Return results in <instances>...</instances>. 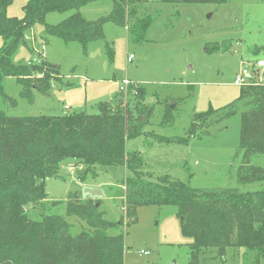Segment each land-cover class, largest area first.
Listing matches in <instances>:
<instances>
[{
	"label": "rangeland",
	"instance_id": "rangeland-1",
	"mask_svg": "<svg viewBox=\"0 0 264 264\" xmlns=\"http://www.w3.org/2000/svg\"><path fill=\"white\" fill-rule=\"evenodd\" d=\"M26 2L12 0L7 14L21 18ZM111 7V0H95L79 11L86 19L95 20L107 16ZM72 12H49L45 20L54 24ZM143 16L151 18L145 31L132 33V18L125 26L106 21L104 37L85 47L46 33L44 25L35 23L26 33L25 42L16 45L12 62L28 63L41 51L46 60L59 65L60 80L52 83L47 95L34 93L30 102L20 95L16 79L8 76L3 80L4 91L15 103L0 97V109L8 116L94 113L99 102L111 99L115 93L121 92L123 101L132 103L143 92V102L153 108V114L144 127L146 135L129 141L127 146L143 152L145 170L152 178L168 174L208 190L259 188V184L243 186L236 181L243 155L238 151L240 112L246 101L235 103V114L218 122L213 120L238 98L242 86L233 84V79L242 61L264 59V0H226L218 4L147 0L137 10L136 17ZM223 42L225 51L215 49ZM3 44L0 37V47ZM257 74L258 84H264V68ZM124 80L130 83L125 85ZM67 82L73 85H65ZM202 112L208 114L197 118L195 114ZM164 114H170L167 120ZM185 137L186 143L175 142ZM166 138L173 141L165 142ZM250 163L264 166V155H251ZM69 165L73 163H63L59 177L45 180L47 200L64 202L70 193L78 192L83 198L100 200L106 219L119 220L124 212L110 186L120 190L125 168L109 167L95 177L78 180L79 169L68 173ZM176 210L172 205L137 206L133 222L108 230L110 234L124 233V264L188 263L191 238L181 233ZM27 212L36 220L44 213L62 215L74 224V234L87 228L83 221L67 216L64 206H29ZM263 254L236 247L221 257L210 250L200 255L199 264H264Z\"/></svg>",
	"mask_w": 264,
	"mask_h": 264
},
{
	"label": "trees",
	"instance_id": "trees-1",
	"mask_svg": "<svg viewBox=\"0 0 264 264\" xmlns=\"http://www.w3.org/2000/svg\"><path fill=\"white\" fill-rule=\"evenodd\" d=\"M92 1L95 0H27L23 16L16 18L6 11L12 0H0L3 101L15 103L4 91L3 80L8 76L16 79L20 95L30 102L34 93L47 95L52 83L60 80L59 65L46 60L40 51L38 62H12L16 45L25 42L26 33L35 23L44 25L46 33L64 41H77L83 47L104 37L106 21L125 26L132 18V33L145 31L151 23L150 17H136L140 4L147 0H111L107 16L88 20L79 9ZM161 1L218 4L226 0ZM66 11L73 12L54 24L45 20L49 12ZM215 49L227 48L223 42ZM141 93L132 103L123 101L121 92L115 93L111 99L99 102L94 113L8 116L0 109V264H124V233L110 234L108 230L133 222L135 208L141 205H172L177 209L181 233L191 238L187 264H199L200 255L210 250L221 257L236 247L264 253V166L250 163L251 155H264V84L242 86L238 98L213 120L218 122L235 114V103L246 101L247 108L240 112L238 151L243 155L236 181L243 186L259 184V188L245 191L238 187L195 188L168 174L152 178L145 170L143 152L127 146L129 141L146 135L144 127L153 114ZM203 114L208 113L195 115L198 118ZM169 116L164 114V120ZM210 121L209 125L213 123ZM187 139L175 142L186 143ZM167 140L173 141H164ZM69 161L82 167L76 172L78 180L88 175L95 177L109 167L125 168L120 190L110 186L124 212L119 220L106 219L100 200L83 198L78 192L70 193L64 202L47 200L45 180L59 177L62 164ZM43 204L50 208L64 206L67 216L83 221L87 228L74 234V224L56 213H44L37 220L30 218L27 208Z\"/></svg>",
	"mask_w": 264,
	"mask_h": 264
},
{
	"label": "built area",
	"instance_id": "built-area-1",
	"mask_svg": "<svg viewBox=\"0 0 264 264\" xmlns=\"http://www.w3.org/2000/svg\"><path fill=\"white\" fill-rule=\"evenodd\" d=\"M44 45H42L43 47ZM41 52V51H40ZM131 58V55L127 57V60L129 61ZM40 57L38 56L33 57L32 61L33 62H38ZM244 64L242 67L235 73L234 79H233V84L237 86H247L249 84H258V75L260 69L264 68V59H259L257 61H254L253 63L247 62L246 60L242 61ZM123 84L127 85L130 82L128 80L122 81ZM122 89V87H121ZM64 108L66 106L64 105ZM80 169V166H75V165H69L67 167L68 173H72L76 171V169ZM140 253L147 254L148 251H141Z\"/></svg>",
	"mask_w": 264,
	"mask_h": 264
}]
</instances>
